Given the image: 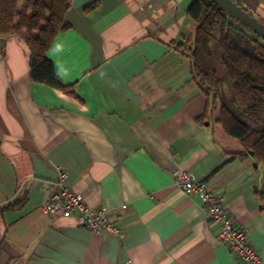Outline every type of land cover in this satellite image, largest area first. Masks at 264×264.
I'll return each instance as SVG.
<instances>
[{
	"label": "crops",
	"instance_id": "1",
	"mask_svg": "<svg viewBox=\"0 0 264 264\" xmlns=\"http://www.w3.org/2000/svg\"><path fill=\"white\" fill-rule=\"evenodd\" d=\"M193 1L71 0L47 59L73 95L33 82L24 41L0 36V264H239L177 170L264 264V164L194 79ZM233 1L264 22V0ZM59 171L121 236L40 211Z\"/></svg>",
	"mask_w": 264,
	"mask_h": 264
},
{
	"label": "trees",
	"instance_id": "2",
	"mask_svg": "<svg viewBox=\"0 0 264 264\" xmlns=\"http://www.w3.org/2000/svg\"><path fill=\"white\" fill-rule=\"evenodd\" d=\"M70 5L71 0H0V36L24 41L33 82L73 95L47 59L56 35L68 27ZM186 14L195 25L194 79L218 102L223 131L264 164V41L210 0H194Z\"/></svg>",
	"mask_w": 264,
	"mask_h": 264
},
{
	"label": "built area",
	"instance_id": "3",
	"mask_svg": "<svg viewBox=\"0 0 264 264\" xmlns=\"http://www.w3.org/2000/svg\"><path fill=\"white\" fill-rule=\"evenodd\" d=\"M66 177V172H58L57 179L45 191L46 197L40 211L50 217L72 215L77 225L93 233L107 230L121 236V228L112 225L102 213H94L89 209L83 195L66 184ZM174 177L176 185L182 192L194 193L202 201L207 218L219 225V238L237 257L239 264H262L257 250L247 240L245 231L234 227L221 200L208 191L205 182L196 180L193 174L181 170H177Z\"/></svg>",
	"mask_w": 264,
	"mask_h": 264
},
{
	"label": "water",
	"instance_id": "4",
	"mask_svg": "<svg viewBox=\"0 0 264 264\" xmlns=\"http://www.w3.org/2000/svg\"><path fill=\"white\" fill-rule=\"evenodd\" d=\"M217 5L222 11L234 18L239 24L245 26L257 37L264 41V24L259 22L251 14L245 11L240 5L233 0H210Z\"/></svg>",
	"mask_w": 264,
	"mask_h": 264
},
{
	"label": "rangeland",
	"instance_id": "5",
	"mask_svg": "<svg viewBox=\"0 0 264 264\" xmlns=\"http://www.w3.org/2000/svg\"><path fill=\"white\" fill-rule=\"evenodd\" d=\"M248 13L251 14L254 18H256L259 22H261V23L264 24V22H263L259 17H257L256 15H254L253 13H251V12H249V11H248ZM224 90H227V88L224 87Z\"/></svg>",
	"mask_w": 264,
	"mask_h": 264
}]
</instances>
